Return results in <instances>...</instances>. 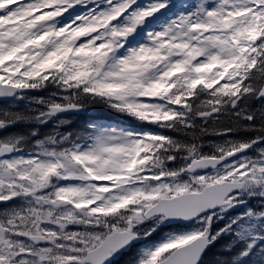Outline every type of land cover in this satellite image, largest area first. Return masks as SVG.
<instances>
[{
	"label": "snow or ice",
	"instance_id": "6c2138e0",
	"mask_svg": "<svg viewBox=\"0 0 264 264\" xmlns=\"http://www.w3.org/2000/svg\"><path fill=\"white\" fill-rule=\"evenodd\" d=\"M0 102V264H264V0H0Z\"/></svg>",
	"mask_w": 264,
	"mask_h": 264
},
{
	"label": "trees",
	"instance_id": "16d2710c",
	"mask_svg": "<svg viewBox=\"0 0 264 264\" xmlns=\"http://www.w3.org/2000/svg\"><path fill=\"white\" fill-rule=\"evenodd\" d=\"M0 106H3V103ZM63 118L73 122L74 124L79 122V118L76 116H68V117H63ZM62 127H66V126H62ZM213 251H215V249H210L209 253L205 256L206 264H207V262H209L211 260V256H212Z\"/></svg>",
	"mask_w": 264,
	"mask_h": 264
}]
</instances>
